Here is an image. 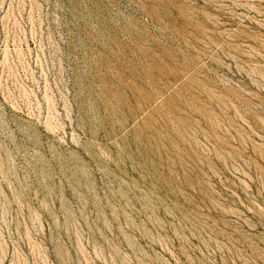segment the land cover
<instances>
[{
    "label": "rangeland",
    "instance_id": "obj_1",
    "mask_svg": "<svg viewBox=\"0 0 264 264\" xmlns=\"http://www.w3.org/2000/svg\"><path fill=\"white\" fill-rule=\"evenodd\" d=\"M0 264H264V0H0Z\"/></svg>",
    "mask_w": 264,
    "mask_h": 264
}]
</instances>
